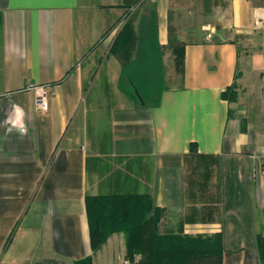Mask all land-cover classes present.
Returning <instances> with one entry per match:
<instances>
[{
    "label": "crops",
    "instance_id": "crops-1",
    "mask_svg": "<svg viewBox=\"0 0 264 264\" xmlns=\"http://www.w3.org/2000/svg\"><path fill=\"white\" fill-rule=\"evenodd\" d=\"M261 36L259 0H0V264L139 262L92 251L87 197L138 207L156 264H264V133L225 96Z\"/></svg>",
    "mask_w": 264,
    "mask_h": 264
},
{
    "label": "trees",
    "instance_id": "trees-1",
    "mask_svg": "<svg viewBox=\"0 0 264 264\" xmlns=\"http://www.w3.org/2000/svg\"><path fill=\"white\" fill-rule=\"evenodd\" d=\"M180 58V54L177 55ZM232 87V86H231ZM231 87L227 91L231 90ZM89 212V237L92 251H97L113 233H124L126 237H136L131 242L130 250L142 254L139 262L131 264H156L155 247L149 246L143 238L148 230L150 219L136 218L139 208L131 204L128 198L97 197L86 199ZM93 210V216H92ZM89 259L82 263L88 264ZM183 264H221V255L217 252L191 253Z\"/></svg>",
    "mask_w": 264,
    "mask_h": 264
},
{
    "label": "rangeland",
    "instance_id": "rangeland-1",
    "mask_svg": "<svg viewBox=\"0 0 264 264\" xmlns=\"http://www.w3.org/2000/svg\"><path fill=\"white\" fill-rule=\"evenodd\" d=\"M239 50L240 66L228 99L230 116L243 115L252 130L264 133V39L244 41Z\"/></svg>",
    "mask_w": 264,
    "mask_h": 264
},
{
    "label": "built area",
    "instance_id": "built-area-1",
    "mask_svg": "<svg viewBox=\"0 0 264 264\" xmlns=\"http://www.w3.org/2000/svg\"><path fill=\"white\" fill-rule=\"evenodd\" d=\"M260 7L264 9V0H259ZM27 90L34 93V104L37 110L45 112L48 107L49 91L42 85H28ZM126 264V262H124Z\"/></svg>",
    "mask_w": 264,
    "mask_h": 264
}]
</instances>
